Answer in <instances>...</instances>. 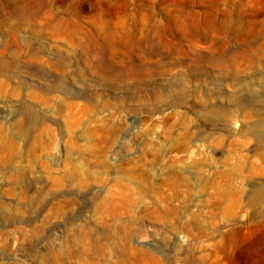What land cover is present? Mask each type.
Instances as JSON below:
<instances>
[{"label":"rangeland","instance_id":"374dc122","mask_svg":"<svg viewBox=\"0 0 264 264\" xmlns=\"http://www.w3.org/2000/svg\"><path fill=\"white\" fill-rule=\"evenodd\" d=\"M0 264H264V0H0Z\"/></svg>","mask_w":264,"mask_h":264}]
</instances>
